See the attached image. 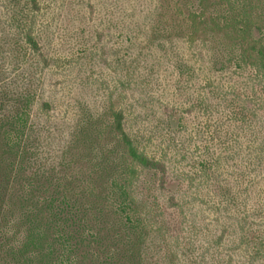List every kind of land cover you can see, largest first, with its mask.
Wrapping results in <instances>:
<instances>
[{"label": "rangeland", "instance_id": "374dc122", "mask_svg": "<svg viewBox=\"0 0 264 264\" xmlns=\"http://www.w3.org/2000/svg\"><path fill=\"white\" fill-rule=\"evenodd\" d=\"M32 1L0 0V120L13 113L12 101L26 98L34 89L40 99L32 111L34 118L42 115L69 140L71 128L76 129L98 115L91 132L98 130L101 136L91 146L92 164L71 157L78 150L69 152L63 159L61 151L66 142L59 136L52 139L48 135L45 139L50 138L52 144L44 141L38 151L34 149L28 166L25 162L20 167L23 175L19 180L12 175L0 177V264H14L6 256L9 246L16 245L20 238L15 224L20 217V208L15 204L14 193L18 192L21 180L25 181L35 168L52 175L60 184L76 177L73 199L77 197L84 203L95 201L97 195L102 194L106 198L105 204L111 200L109 179L94 166L103 163L101 158H107V154L110 164L122 166L127 162L118 135L109 130L114 113L119 111L125 112L126 127H130L139 146L150 157L166 161L169 167L162 189H158L159 182L152 175L143 176L133 188L140 215L151 234L148 244L153 247L149 257L155 254L154 243L161 248V261L156 256L150 260L162 263V258L176 250L173 235L180 227L181 237H184L180 238L178 249L187 253V257L180 258L183 263L254 264L249 262V257L259 245L254 240L258 237L242 242L243 233L237 226L235 229L239 232H231L228 226L231 220L225 219L226 215L215 216L213 210L220 202L218 191L225 193L224 186L237 196L244 210L242 214L251 215L252 228L264 238V163L258 164L259 158L264 159V148L256 141L261 132L256 125H263L264 135V113H258L259 122L254 117L234 123L232 108H223L220 104L216 110L204 111L200 107L194 110L192 106L206 97L219 102L218 98L223 96L221 90L233 92L237 88L238 91L248 84L243 77L247 73L236 74L229 70L232 66L221 69L231 57L236 64L240 52L231 30L218 34L209 30L208 39L205 34L194 42L195 45L190 44L192 29L188 13L190 10L201 12L197 1L36 0L38 10L31 7ZM250 3L253 17L263 18L264 0H234L240 8ZM31 8L37 19L34 32L44 50L55 57L52 68L37 73L36 87L33 72L30 73V57H25L28 46L24 43V34L34 17ZM227 9L226 0H211L205 11L209 17L207 22L214 17L221 18ZM216 22L225 24L220 19ZM155 34L161 39L153 46L148 39ZM229 35L232 37H225ZM254 35V38L262 39L264 28L262 32L256 29ZM131 37L145 49L141 55L146 57H140L142 65L139 68L153 86L151 93L157 110L153 121L146 117L141 107H133L136 99L122 94L120 83L113 82L114 55L124 50L126 40ZM101 39L108 44L106 55L98 51L99 47L91 48L92 43ZM89 48L93 51L91 54H87ZM174 48L179 51L173 55ZM104 57L110 67L102 63ZM189 70L194 71L192 76L186 73ZM180 72L183 75H179ZM119 74L122 77L121 71ZM140 76L137 80L143 79ZM4 82L6 85L2 86ZM162 116L166 117L164 125L158 121ZM176 128L177 132H170ZM84 151L86 149H79V153ZM203 164H211L216 169L220 182L203 175ZM90 171H95L93 179L88 176ZM163 227H167V231L161 232ZM256 257L255 264H264V252ZM166 262L171 264L170 257Z\"/></svg>", "mask_w": 264, "mask_h": 264}, {"label": "trees", "instance_id": "16d2710c", "mask_svg": "<svg viewBox=\"0 0 264 264\" xmlns=\"http://www.w3.org/2000/svg\"><path fill=\"white\" fill-rule=\"evenodd\" d=\"M190 1H197L201 10V12L190 10L188 13L192 29L189 37L190 44L195 45L194 42L202 39L205 34H208V39L211 34L209 30L218 34L227 32L230 29L232 36L234 35L233 40L238 42L240 52L237 55L236 64L235 59L231 57L221 69L224 70L228 66L233 67L235 65V68L231 67L229 70L236 74L239 72L243 73L242 75L247 73L243 76L244 82L248 81L250 85L249 87L248 84H245L243 89L238 91L235 88L233 92L221 90L220 94H223V96L218 98L219 102H217V99L211 101L207 97L197 100L192 105L193 109L197 110V107H200L204 111H213L221 104L223 108L233 109L235 114L234 123H243L245 120L254 117L259 122L258 113H264V105L262 104V94L264 93V37L256 39L254 38V32L256 29L259 32L263 31L264 17H253L251 3L240 8L234 4V0H226L228 9L222 17H214L207 22L206 19L209 17L205 14V11L209 8L211 0ZM31 7L35 10L39 9L36 0L32 1ZM32 11L34 16L36 13L33 9ZM262 15L264 16V12ZM32 19L24 34V43L28 46L29 52L27 55L25 54V57H30L32 68L30 73L33 72L32 80L36 87L37 73L52 68L55 57L44 50L42 43L34 32L37 19L35 16ZM217 19L223 20L225 24L219 25L216 22ZM232 36L225 37L231 38ZM160 39L155 34L149 37L148 43L155 46ZM228 40L232 41V39ZM103 41V39L96 40L91 44V48L99 47L98 51L105 54L108 44ZM126 43L127 46L124 50L122 52L118 51L114 55L116 65L112 69L113 82L120 83L121 93H126L129 99H136L133 107L135 109L141 107L146 117L153 121L157 112L154 107V97L151 93L153 86L148 77L141 74L140 70L142 71V69L139 68L142 65L141 58L146 57V55H141L145 49L140 47L137 40L134 41L132 37L126 40ZM133 48L135 49L133 50ZM153 49L156 48L153 47ZM178 51V48H174L172 54L174 55ZM92 52L90 48L87 50V54ZM101 53L97 54L103 55ZM177 55L178 69L179 53ZM101 61L104 65L110 67L106 57ZM120 71L122 77H119ZM186 73L189 74L188 76H192L194 71L189 70ZM139 74L142 76V80H137ZM179 75H183L182 72ZM5 85L6 82L2 84V86ZM41 99H44V97ZM38 100L40 99L37 98L34 89L30 90L26 98H18L17 101L11 100L13 106H15L13 113L0 120V177L7 178L12 175V177L15 176L19 180L23 175L20 168L23 167V163L26 162V166H28L35 150L38 151V146L41 147L44 141L51 143L50 138L45 139L48 135L52 139L59 136L62 141L66 142V146L61 151L63 159L67 158L69 152L78 150V153L71 157L86 161L88 164L93 163L90 154L92 152L91 146L101 135L98 130L91 131L94 130L99 116H93L76 129L71 128L72 132L68 140L62 136L58 128H53L51 122L47 121L42 115H37L38 119L34 118L32 111L34 112L36 105H38ZM42 117L44 122H42ZM165 118L162 116L158 121H161L164 125L166 123ZM125 120V112H115L109 130L111 133L118 135L119 145L124 147L127 156L126 164L122 166L110 164L109 155L106 153L107 158L104 156L101 158L103 163L97 166L93 165L94 169L97 168L102 175L109 179L111 200L107 204H105L106 198L102 194H98V199L95 201H85L84 203L77 197L73 199L75 197L73 185L77 181L76 177H71L60 184L54 181L52 175L38 172L39 170L36 171L35 168L25 181L21 180L18 192L14 193L15 204L20 208V217L15 222L18 225L17 234L20 235V238L17 240L16 245L9 246L6 254L14 264H167L166 261L169 257L171 264H185L180 258L181 256L187 257V253L182 248L178 249L177 245L180 238L184 237H181L180 227L175 229L177 234L173 235L172 243L175 245L176 250L167 254L166 258H162V263L157 260L156 263H153L150 260L156 256V259L161 261V248H159V244L154 243L155 254L153 257H149L151 254L149 250L153 247L148 244L151 234L149 227L144 223L145 220L140 215L139 201L135 199L137 193L133 188L135 184L141 182L143 176L152 175L159 182L158 189H162L161 186L168 177L169 167L166 161L150 157L139 146L136 138L132 135L130 127L128 125L126 127ZM252 126L254 127V125ZM256 126L261 128L256 141L264 148L263 125ZM153 128L156 129V127ZM237 128L241 129L238 125ZM176 130L177 128L170 129V132H177ZM35 136L39 137L35 138ZM79 149H86V151L79 153ZM262 152L264 151L262 150ZM93 158L96 159L94 156ZM263 163L264 159L259 158L258 164L262 165ZM17 166L19 167L18 170ZM203 172V175L209 180L220 182V174L211 164H203ZM94 174L95 171H90L88 176L93 179ZM223 189L225 193L222 190L218 191L217 195L220 197V202L215 206L213 214L219 217L226 215L224 218L231 220L228 222L230 231L233 233L239 232L235 229L236 225L238 230L243 233L242 242L246 238L254 239L258 237L254 240L259 245L255 253L249 257V262L255 264L254 261L256 260L254 259H257L256 256L262 255L264 252V242L261 241L264 238H261V234H256V230L252 228L251 215L242 214L244 210L233 191L230 192L224 186ZM37 195L42 197L37 198ZM107 200L109 199L107 198ZM231 222L235 224L230 225ZM160 229L162 232L167 231L168 228L163 227ZM121 246L123 249L119 250Z\"/></svg>", "mask_w": 264, "mask_h": 264}]
</instances>
